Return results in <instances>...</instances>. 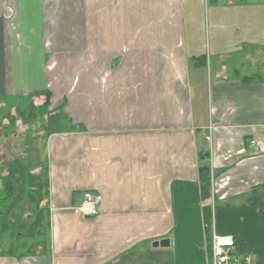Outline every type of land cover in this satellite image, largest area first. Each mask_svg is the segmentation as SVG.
I'll return each mask as SVG.
<instances>
[{
  "label": "crops",
  "instance_id": "0c3cea01",
  "mask_svg": "<svg viewBox=\"0 0 264 264\" xmlns=\"http://www.w3.org/2000/svg\"><path fill=\"white\" fill-rule=\"evenodd\" d=\"M227 1L229 11L213 8L219 27L208 32L205 54L203 30L198 41L183 12L154 37L140 27L149 0H0V103L27 98L39 108L48 97L42 131L51 128L43 143L51 176L55 165L82 182L75 195L51 194L49 236L7 235L0 264H202V206L213 208L218 234L264 264V206L251 204L257 190L264 197V79L252 56L264 13ZM222 24L228 39L218 35ZM234 53H246L242 66H256L254 79L238 70L228 79ZM155 58L159 71L134 76L132 65ZM144 80L156 89L146 91ZM253 139L262 150L250 147ZM208 161L212 184L202 202L197 170ZM85 191L101 196L94 217L79 212ZM163 239L167 248L152 247Z\"/></svg>",
  "mask_w": 264,
  "mask_h": 264
},
{
  "label": "rangeland",
  "instance_id": "374dc122",
  "mask_svg": "<svg viewBox=\"0 0 264 264\" xmlns=\"http://www.w3.org/2000/svg\"><path fill=\"white\" fill-rule=\"evenodd\" d=\"M187 1L192 3L194 5V8L192 10L191 7L187 6ZM232 1V0H230ZM173 2L174 0H149L147 3L151 10L149 12V18H140L137 19L138 22L141 23V26H150V30L153 34V29L159 28V27H172L174 22H180L181 23V14L183 12V17L185 20V24L187 26L193 25L196 26L197 30H199L195 36L198 38V41H201V31L203 30V47L201 44H199V49L201 52L207 53L206 50V36L208 32H210L212 37V32L214 30L213 26L219 27L215 24H213V18L212 13L215 11L213 8H217L222 13H225L229 11L232 8H227L229 5L227 0H178V8H179V17L178 19L173 18ZM234 7L238 8V11H241L242 13H245L248 11L249 8L251 10L260 11L261 13H264V0H233L231 3ZM156 7V10H153V7ZM225 6L227 9H225ZM233 7V8H234ZM225 9V11H224ZM218 11V12H220ZM130 12H137L136 8H131ZM263 18L261 16V21ZM143 20V22H142ZM221 20V19H219ZM133 24V23H132ZM223 26V24H222ZM260 26V25H258ZM261 27V26H260ZM218 35L221 36L223 39H228L232 36L231 31H228L227 26L217 29ZM146 39L149 41L148 37L143 34ZM154 37V34L152 35ZM262 40H257V45L260 50H254L252 52H255L252 56L254 58H258L257 65L259 66L257 69V75L261 76L260 78L264 79V32H261ZM209 41V40H208ZM154 40L151 42V44L154 46ZM211 41H209L210 43ZM255 45V44H254ZM174 49V47H170L168 50V53ZM204 49V50H203ZM138 52V49L133 50V54H136ZM192 51H189L191 53ZM188 53V54H189ZM246 53L244 54H238L235 56V53L230 55L228 57L229 60H227V70L230 72L229 78H234L231 71L238 70L240 73V78L245 76L244 78H248L250 76V73L254 74L255 67L253 66L250 68L248 65H243V62L241 61L242 58H245ZM170 60V56H169ZM167 60V61H169ZM198 60H196L197 62ZM153 65L149 66L144 61H140L139 63L132 65L134 72V76L137 75L140 79H147L148 74L152 73L153 71L157 72L162 68V58H155L153 61ZM110 66V65H109ZM188 66L192 69L194 68V64L191 63V60L188 61ZM211 67H219L218 64L211 63ZM251 78V77H250ZM149 82L148 80L140 81V85H146L148 86ZM159 87V86H158ZM155 85H150L146 87V91H153L155 90ZM31 103L30 100L27 98H19L12 100H7L6 102L0 103V187L2 184V178L6 177L8 175V169L10 168V163L15 160L17 166L22 168L24 179L21 181L20 179L23 178V176H18L17 182L15 183L14 191H17L19 188L22 187V184L24 186V190L19 189L16 193L13 194L12 198L8 201L9 203L13 204V207L11 208H5V204L2 200H0V216L2 220H5V218H8V221L13 225V223L16 225L12 230H14V233H23V230L26 229V226H21L24 224L29 226L34 223V217H32L33 212L29 207H25V202L29 200V194L35 193L36 190L41 189L42 192V200L40 203V207L43 209L42 213V219H44L47 223L50 222L49 214H50V208L49 203H51V194L54 196L56 192H64L65 189H67V193L71 194L74 191V195L78 192V189L82 185V182L78 179L72 178V177H64L62 176V171L59 169V167L55 166L52 170V176H51V168L53 166V163L50 162V154L47 152L48 145L45 147L43 143L47 140V134L51 133V128L49 126L47 128H44V133L42 131V117L38 115L37 119H33V123L30 125H23L21 124V120H17L15 124H11V119L18 116V112L26 113L28 108L30 107L29 104ZM38 109V108H36ZM33 107L29 109V111H32L33 113L36 111ZM21 114H19L18 117H20ZM21 118V117H20ZM23 122V121H22ZM60 125L64 130H68L69 126L67 120L59 121ZM56 126V125H54ZM57 126V128H58ZM42 131V132H41ZM43 133V134H42ZM197 141H199L197 139ZM46 148V153H45ZM38 151V152H37ZM35 154V158H32L31 153ZM52 165V166H51ZM209 167V161L207 163ZM203 166V165H202ZM201 166V167H202ZM35 168H38L34 170ZM54 176V177H53ZM209 186L212 184V177L209 176ZM20 180V182H18ZM35 189V191H34ZM21 198V202L19 201V197ZM13 198L15 200H13ZM17 203V204H15ZM214 205V202H212ZM28 205V203H27ZM219 206V205H217ZM216 206V207H217ZM219 208V207H217ZM6 216V217H5ZM45 222V223H46ZM47 227V228H46ZM48 225L43 224L42 229L45 230V228L48 230ZM37 235V234H35ZM43 235V234H41ZM40 235V236H41ZM45 236H49V233L44 232ZM24 238V237H23ZM7 239V237H6ZM42 239L40 238H31L30 240H27L28 245H34V243L40 242Z\"/></svg>",
  "mask_w": 264,
  "mask_h": 264
},
{
  "label": "trees",
  "instance_id": "16d2710c",
  "mask_svg": "<svg viewBox=\"0 0 264 264\" xmlns=\"http://www.w3.org/2000/svg\"><path fill=\"white\" fill-rule=\"evenodd\" d=\"M252 28V26H250ZM249 27V28H250ZM254 27V26H253ZM261 33V32H260ZM247 80H252L254 78H245ZM48 97H46V102L41 105L38 109L34 108L31 104H30V107L28 108L27 112L24 114L22 113L21 111L18 112V116L19 114H21V118L16 116L15 118L11 119V124H15V122L17 120H21V124L23 125H30L33 123V119H37L38 118V115H40L42 118V122L44 121V116L46 115V110L48 109ZM33 107L34 109H36V111L33 113L32 111H29V109ZM23 121V122H22ZM38 152V151H37ZM32 158H35V154L32 152L31 155ZM10 168L8 169V175L4 178H2V184H1V187H0V200H2L4 203L6 202L5 204V208H11L13 207V204L12 203H9L8 201L12 198L13 194L16 193L19 189L21 190V193L20 195L22 194V190H24V186L22 184V187L19 188L17 191H14V187H15V183L17 182V178L18 176H16V174H18L19 172V176H23L22 179H20L21 181L24 179V174H23V170L22 168H20L19 166H17L15 160H13L11 163H10ZM38 168H35L34 170H36ZM19 171V172H17ZM198 173H199V183L200 184V191H201V201H205L206 199H208V196H204V191H207L208 192V189H209V176H210V171H209V168L207 165L205 166H202L199 168V170H197ZM20 180L18 182H20ZM35 191V189H34ZM42 190L41 189H38L35 191V193H31L30 191V194H29V200H27V202H25V207H29L32 212H33V215L32 217H34L35 221L32 225H30L28 228V225L27 224H24V225H21V226H26V229L23 230V233H14V230H12L16 225L13 223V225H11V223L8 221V218H5V220H2L1 219V216H0V248L2 246V243L7 240L6 237L7 235H12V237L14 236H24V235H30V234H37V235H41L43 234L44 235V232L46 233L47 231V227L44 229H42V225L43 224H47V222L42 219V213H43V209L39 206L42 200V194H41ZM208 195V194H207ZM251 204H252V207H262L264 206V197L262 194L258 193V190H257V193H254V194H251ZM19 197V201L21 202V198L20 196H17ZM13 200H15L13 198ZM28 203V205H27ZM17 204V203H15ZM202 214H203V231H204V235H205V239L208 240L210 238V231H211V226H212V219H213V208L211 209V206H202ZM6 217V216H5ZM46 222V223H45ZM48 226H49V223H48ZM22 240H25V239H22Z\"/></svg>",
  "mask_w": 264,
  "mask_h": 264
},
{
  "label": "built area",
  "instance_id": "2783aa9c",
  "mask_svg": "<svg viewBox=\"0 0 264 264\" xmlns=\"http://www.w3.org/2000/svg\"><path fill=\"white\" fill-rule=\"evenodd\" d=\"M256 152L262 150L261 143L253 139L248 142ZM101 196L86 191L81 195L79 212L85 217H94L98 213ZM213 221V219H212ZM211 221V222H212ZM204 232V231H203ZM210 238L203 243L204 261L202 264H253L249 254H241L231 236L220 235L214 228L213 222Z\"/></svg>",
  "mask_w": 264,
  "mask_h": 264
},
{
  "label": "water",
  "instance_id": "95a60500",
  "mask_svg": "<svg viewBox=\"0 0 264 264\" xmlns=\"http://www.w3.org/2000/svg\"><path fill=\"white\" fill-rule=\"evenodd\" d=\"M169 245V242L167 239H163V240H160V241H156L155 243H153L152 247L156 248L157 247H160V248H167Z\"/></svg>",
  "mask_w": 264,
  "mask_h": 264
}]
</instances>
